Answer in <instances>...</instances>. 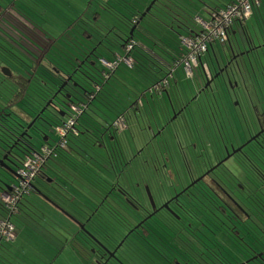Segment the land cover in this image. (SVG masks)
<instances>
[{"label": "flooded vegetation", "instance_id": "1", "mask_svg": "<svg viewBox=\"0 0 264 264\" xmlns=\"http://www.w3.org/2000/svg\"><path fill=\"white\" fill-rule=\"evenodd\" d=\"M188 1H191L193 4H198L200 6L204 4V1L206 2V0ZM260 5L261 4H259V6ZM163 8H165V11H163V13L166 14V17L171 15L174 18V20H172V22L174 23V29L181 30L183 27L180 19L182 18L183 14L179 11L171 10L170 7L163 6ZM253 11L254 10H252L251 15L247 19L251 18V16L254 14ZM98 12L99 11H97L96 13L94 11L92 13V16L90 17L95 21V23L99 22V17L97 15ZM245 20L237 23L241 28L239 33H237L238 29L234 26L235 24L232 27L228 41L225 45L228 44L229 46V44H232V46L236 49L231 51L229 49L227 50V52L229 51L230 53V57H228L226 61H224V58H216L215 60H212L211 58L209 63H207L206 65L202 63L203 60L201 61V59L203 55L205 53H209L210 48H208L201 55L198 63V68L201 65L202 71L199 77H202V83L199 84L198 81L193 82L194 90L190 91L191 94L188 95L187 93H173V85L177 82V80L175 79L174 74H170L171 64L170 62L168 63L166 61H159V66H165V70L163 68V71H161L159 75L160 78L155 81L153 80V82L151 81L150 85L148 84L147 89L144 90L143 93L145 97L148 93H150L151 96H156V104L158 101H164L163 103L159 102L161 108H158V110H160L158 115H156V113L154 112L153 107H145L143 100L139 98L138 104L136 103L138 99L134 101L137 106L127 111L125 115L126 118L123 117V111L115 113L112 114L113 119L111 122H108L106 120L107 122L105 123V126L101 124L94 128L91 126V124H89V127L86 128L85 131H81V129L78 127V115L80 114V112L77 111L76 113V110H79V107H76V103L74 102L89 98V93L91 91V88L93 87L90 78H99L98 75L96 76L95 74H93V71L90 68L86 67V65H91L94 61H102V64L106 67H113L116 65L120 66V64L123 63L122 61L124 60V56L119 54L117 50H114L113 44L111 43H117L118 45L124 47V35L120 31L122 28L119 25L115 24V26H111L112 23L107 21L106 23H102V25L99 27L96 26V28H98V31L101 33L99 36L96 32H94L99 36V41L93 40L94 33H88V27H86L84 30L79 28V31H77V33L80 32L82 34V37L84 39H88V41L85 40L83 42L84 45L78 48V58L76 57L74 61L75 67L72 68V65H69V67L73 69V73H70L68 75H63V73L58 74L60 83L57 86L58 88L59 86H64L61 87L60 90L56 89L55 94L51 96L49 101L46 103V106L38 110L35 105H29L28 102L26 104L23 103L24 105L19 102L15 105H9L11 103H9V100L7 99V102L4 101L3 103H1L0 143L2 146L0 151V158L6 155L7 158L4 159V162L12 168L16 166L17 169H14L15 173L13 174L9 173V171L2 167L0 168V174L7 176L5 172H8L9 175H12L14 177V180L16 179V182L11 184L16 185L19 178L18 172L23 166V161H20L21 156H23L24 153L27 154L29 152L31 154L33 152H37L42 147H45L47 145H53L51 146V148L54 151V159H51L52 161L50 160L52 164L50 169L42 168L40 173L37 175V178L40 177V179H42L43 181L45 180L49 182L53 174H62L63 171L61 172L60 170V157H62V152L64 150L68 151L70 156L73 155L75 157V159L72 161L73 167L70 165L71 173H73L74 175L75 173H77V171H84L85 173H87V175L90 174L92 166L96 163H99L100 161L104 171L102 176L108 177L105 176L104 168L108 167L107 162H109L112 169L110 174L112 175V179L109 176L111 180H109L110 182L107 184V189L103 187V193H108V195L111 197L113 196L114 199L121 197L127 202V206H129L133 210V218L135 220L138 218L137 223L134 225V228H136L138 231H140V225H142L143 221H145V219L147 218L151 219L152 216L154 218H162V214H164L166 216L171 215L177 220L180 217H183V219L185 220L186 217H184L183 215V213H185L183 208L185 206L184 203L186 202L185 199L189 198L190 195H193L196 197L195 200L199 202L201 198L199 196L204 195V184H202V182H204V179L206 177H211L210 180L213 183L212 186L214 185V183H224L227 191L235 190V188H233L234 185L243 188L242 185L246 184L245 182H243V180L238 182V180L235 181L230 178L229 184V182H225L220 178L221 175L219 173H222V170L227 168V161L232 162L234 154L229 153L228 158L220 163L224 157L216 158L217 153L215 154L211 151L210 153L215 157L214 160L217 165H215L214 163L210 166H207L204 170L197 171V169L191 166L190 162L188 161L189 151L185 147L188 146V149L193 154H203L204 151L202 149L206 145V143L208 145H211V143L213 144V142L209 140V136L212 135L218 137V114H221V110L218 105V98H221L222 102L224 103L226 96H231L230 98L235 101V105H237L238 111L242 114V110L244 108H247L248 105H253V108L256 107V105H254L252 97L253 92L251 89H249L245 78H248L253 90H255L254 86L259 85L257 77L259 73H262V71L260 70V67L262 65V58H259L260 51H262V49L259 48H263L264 46V32L262 31L263 27L259 26V31L254 30L255 34L252 35L244 22ZM137 22L138 20L136 21L134 28L131 29L132 32L130 33V36L139 24H137ZM163 23L165 24V27L169 26L172 29V26H170V20H168L167 22L163 21ZM171 29L168 30L176 32ZM37 31V29L35 30V28L31 26V28H24L23 34L25 37L29 36V38H31V40L35 43L38 35ZM39 31L41 33V36H44V34H42V30ZM24 36L21 37L25 38ZM21 37L19 40L14 37L7 39V45L10 47H14L15 49L19 47L23 48L25 43L23 42ZM108 44H111L112 46H108ZM39 46L41 47V45ZM99 46L103 48L102 51L98 49ZM137 46L138 45L136 42L135 46L129 49L128 52L132 50L133 52H137ZM111 53L114 56L113 61H116L115 64L112 65V62H108L110 61L107 60L108 57H104L109 56ZM118 56H121L122 60H117L116 57ZM138 57L139 59L134 57V55L129 56L127 54L126 58H128L130 64H126L129 67L135 68V64L137 63L135 62V60H140L141 55ZM146 57H148V61L146 62L151 67V70L154 73V68H156L157 66L150 59V56ZM221 60H223L224 62L222 61L221 63H219V61ZM39 61L40 60L34 62L38 63ZM78 61H80V63ZM22 62L23 61H20V66H23L24 68L27 64H22ZM29 64L31 65L32 63L30 62ZM0 66L8 68V61L1 62ZM7 68H4L2 72L6 76H10L11 70H7ZM16 69H18V67H16ZM82 70H84V72H82ZM6 71L8 74L6 73ZM70 71L72 70H69L68 72ZM103 74L104 76H107V73L103 72ZM1 76L4 75L2 74ZM239 80L242 81L243 87L241 86V84L239 85ZM257 94H260L259 90L257 91ZM200 96H204V98L202 100H199ZM241 102L243 105L240 104ZM27 104L31 106L28 107L29 109L26 108V106H28ZM88 107L96 112L95 106H91V104L89 103L86 108ZM67 108H69L70 111H67ZM199 116L203 117V122L201 125H198V121L196 122L194 120V118H197L198 120ZM69 119L72 120V123L70 124V126H68L69 128H67L65 134L61 135L58 129L62 126H65L66 122ZM126 119L128 120L129 124L127 123ZM176 119L178 120V125H173V129L171 130L170 128L168 130V134L165 132L164 135H162L164 128H167V126L172 124V122H174V120ZM22 120H25L26 122H23ZM33 120L34 122L32 123ZM159 122L162 126L159 124ZM244 123L245 127H247L245 131H249L247 134H249L250 137L256 135L254 139L258 140L260 138V135H262V133L264 132V119L259 118L257 124L258 126L252 125L249 127L247 122ZM30 124L31 126L28 128ZM159 127H162L161 131L159 132V136H162H160L159 138L165 139L168 137L167 135H170V137L168 138H170V141L175 145L176 156H173V154H171L169 148L166 145L165 154L161 159L158 155H155V158H148L143 153V151H145V145L142 144L146 143L147 140L156 138V129ZM192 127H194L193 130ZM203 129L205 131H209L210 134H200L199 131ZM126 130L128 131L125 132ZM188 130L192 131L191 136L193 138L187 141L186 134ZM51 131H54V133L58 134L60 137L59 140H57V142H55L54 144H51L49 142V133ZM251 131L253 133H251ZM258 131H260V133H257ZM135 132H137L136 135ZM69 133L71 134V136H69ZM126 133L128 134L129 139L130 137L132 138V140L134 139L133 148H135V152L137 151V155H143L144 157L141 162L139 161L136 164V168L131 166L132 170H126L125 173L124 170H122L120 167L124 163V140L127 142L129 141L128 137L126 140ZM197 133L199 137H197ZM138 134H142V137L139 138ZM38 137H40L44 142L40 147L36 148L34 143L35 141H37ZM182 138H184L186 143H188L186 146L184 145V143H182ZM216 140L219 141V138H217ZM75 141L78 142L80 147H76L77 145ZM135 141H138L140 145H138V143H136ZM259 142L257 143L262 147V141ZM61 144H64V146H61ZM98 149H100L101 151H105L106 155L100 154L98 152ZM78 150L80 152L83 150V152L80 153L78 152ZM20 153L22 155H20ZM226 155L227 153L225 154V156ZM96 156H98L99 159ZM243 156H245L242 157L243 159L248 158L245 154ZM175 159L182 163V166L184 168L181 175L173 167ZM248 159L250 160V158ZM131 162H133V160H131ZM129 163L130 161L127 160L125 165H129ZM96 166L98 165L96 164ZM233 166L236 167V164L234 163ZM211 168H213V170L212 172H209ZM129 172L133 180L131 190L126 188L125 185H123L121 182L122 180L126 183L127 179L128 181L130 180V178H128ZM229 175L230 174H228L226 178ZM37 178H35V180H37ZM0 179L7 183V179H4V177H0ZM46 186L47 184H44V187L40 188V191L38 193L39 196L43 200L45 199V202H51V205L53 203L56 208L60 209L62 213L66 215L69 221L78 222L77 225L80 226V228L83 229L87 235H91V232L89 231V228L86 224L87 221H90L89 217L85 222H83V219L80 218L79 220L75 219L76 215L73 211L75 210V208H73L71 204L69 205L65 201L63 204L60 203V200L56 201L55 199H51V195L49 194L48 190L46 191ZM48 188H51V190H55L56 197L59 199L60 193L64 194L63 198H67L70 197V194L74 195L73 193L82 191L83 187L75 186L74 184L70 183V185L51 184L48 185ZM10 190L11 189L5 191L2 183L0 184V198L3 200L5 211L6 207L3 195L10 192ZM52 192L54 193V191ZM211 197L215 199L213 195ZM104 198L107 199L108 196L107 198L106 196ZM112 204H114V202ZM95 209H97V207L92 208L91 214H98L95 212ZM141 214L142 217L139 218V215ZM96 218L99 219L98 215H96ZM201 218L202 217L197 216V219H199L200 221ZM107 222L115 226H112L111 230L117 231L118 225L123 223L124 219L109 218L107 219ZM194 232L192 233L195 238H197L199 235H201L200 233L202 232V227L196 228V231ZM86 234H84L83 240H86L85 243L89 248L92 249V252H97L98 257L95 258V261L101 260L103 263L106 260H108L109 262H118V258L120 256V249H116L119 245L118 243V245L116 244V247L114 246V248H111L107 243L109 240L108 236H105V240L98 239L96 241L93 239H88L86 237ZM243 251L244 253H248L250 257H254L256 254H258V251L250 246H246ZM111 253H113V255H111Z\"/></svg>", "mask_w": 264, "mask_h": 264}, {"label": "trees", "instance_id": "2", "mask_svg": "<svg viewBox=\"0 0 264 264\" xmlns=\"http://www.w3.org/2000/svg\"><path fill=\"white\" fill-rule=\"evenodd\" d=\"M52 0H0V63L3 61H8V69L11 70V75L6 76L2 72V66H0V105L7 99L8 102L11 103L9 105H15L16 103H24L26 104L28 102L29 105H35L38 110L42 109L44 106H46V103L49 101L51 96L55 94L56 89H58V84L60 83V79L58 74L63 73V75H68L70 73H73V67H75V59L78 58V48L77 49H63L58 50L55 44L57 43V39L50 36V33L43 32L44 36H46V40L49 41L48 45L44 44H38L36 40V44L31 42V45L25 44L23 48H17L14 47L15 52H11L12 55H7L5 48L7 45V39L9 38H16L20 39L21 36H24L23 29L24 28H33L36 29V26L38 25L39 20H43L42 12L39 11L38 5L43 6V3L45 4L46 9H51V11L60 13L64 17H69L68 15L63 12L61 9V6L58 8H55L52 6L51 3ZM61 3H64L65 6H67L68 13L73 11L81 12L79 15L75 18L80 19L79 16L84 14V9H90L89 7H93V5L98 6L102 10H106V6H103L100 4L97 0H76V4H70L67 3L68 0H60ZM85 1V2H84ZM149 2L151 0H148ZM141 0H131L130 2H126L125 5V11L127 16L125 17L126 21L120 20L119 22L122 23L119 26L122 28L120 31L124 35V48L126 49L129 44H134L137 42V52L141 54V56H150V59L153 61V63L156 64L157 67L161 68L163 70L164 67H161L158 64V59L155 58L154 55L161 58V60H167L166 62H176L178 61L181 56L184 55L185 49L184 45H180L179 40L175 38V36H172L171 34L178 35L180 37H189L192 35L197 34L200 30H194L191 25L187 22L189 20L196 21L199 24V20H208L212 12H214L217 8H220L221 6H224L228 3H230L232 0H225L223 5L216 4H205L207 7L206 11L209 14V17L201 18L200 13L194 9L193 15L198 14L193 19V15L189 14L187 18L182 16L180 19L182 23V31L175 30L174 29V23L172 20L174 18L170 15L168 17H164L163 15H166L161 9H158L160 13L158 15H155L152 12V8H157L158 4L163 2L161 0H156V2L153 4L151 9L145 13V16L142 17L143 8H145L149 2ZM216 1V0H211ZM148 2V3H147ZM205 2V1H204ZM86 3V4H85ZM138 3L140 6H138ZM145 5V6H144ZM144 6V7H143ZM133 7V8H132ZM138 7V8H137ZM170 7V6H168ZM171 10H175L173 7H170ZM202 9V8H201ZM107 10H109L107 8ZM67 13V11H65ZM99 13V12H98ZM17 16V18H16ZM83 16V15H82ZM162 16L166 20H170V26H172V29L169 26H166V28L174 30L176 32L171 31V34H163L164 31L162 29L165 28V26L162 28L163 19ZM16 18V19H14ZM113 21H117L118 19L112 15ZM38 19V22H37ZM133 19L138 20L137 23L140 24V20L146 19L148 22H151L153 24H157V37L151 36V27L146 26V30H144V27L141 25H137L136 29L133 31V35L130 36V27L129 22H131L133 25L136 24L135 22H132ZM95 23L93 19H91V23ZM109 22V21H107ZM161 24H159V23ZM165 22V21H164ZM159 24V25H158ZM89 25V24H88ZM200 25V24H199ZM70 26V25H69ZM67 26V27H69ZM111 26H115L112 24ZM201 26V25H200ZM165 28V29H166ZM164 29V30H165ZM166 29V30H168ZM139 31L142 35H148L150 37V41L148 40L147 43H140L139 40H137L134 36L135 32ZM170 31V30H168ZM182 32H185L186 35H181ZM94 33V32H93ZM22 34V35H21ZM25 37V36H24ZM59 37V36H58ZM98 35H96L95 38H93L96 41L98 40ZM147 37V36H146ZM147 37V39H149ZM22 38V37H21ZM29 38V36L25 37ZM60 38V37H59ZM24 39V38H23ZM31 40V38H29ZM131 41V42H130ZM130 42V43H128ZM148 44H150L148 46ZM41 45V47L39 46ZM55 45L54 50L52 47ZM35 46V47H33ZM40 47V48H39ZM39 48V49H38ZM8 49V48H7ZM100 49V46L98 47ZM9 50V49H8ZM136 50V48H135ZM128 51V50H127ZM153 54H151V53ZM166 53L169 55L168 59L162 58L160 53ZM111 57L113 54H110ZM109 55V56H110ZM127 55V54H126ZM109 56H104L105 58ZM114 56L112 60L108 62L114 63L113 61ZM40 60L38 63H35L34 61ZM20 61H23L22 64H27L23 68V66H20ZM29 61V62H28ZM140 61V60H139ZM32 63L31 65L29 63ZM80 63V61H78ZM137 62V61H135ZM35 63V64H34ZM138 63V62H137ZM69 65H72V68L69 67ZM99 66V67H98ZM127 68V65H124ZM18 67V69H16ZM44 67L45 70L48 73H51V78L44 79V70H41V68ZM78 67V66H77ZM86 67L90 68L93 71V74L96 76L98 75L99 78H93L91 77V83L93 87L90 91L89 98L81 99L79 102L76 103L75 106L79 107L80 114L78 115V127L81 129V131H85L86 128H88L89 124H91L92 127H96L99 125L105 126V123L107 122L104 120L103 115H111V111H114L115 113H119L123 111V117L126 118L127 111L131 110L132 108H135L138 104L139 99L137 100L135 98L136 103L132 101H125L122 99V95L119 94V89L117 87L121 86V84L126 83L127 86L131 87L129 89V96L131 95H141L144 88L142 87V90L138 92L136 90V87L133 82H131L132 78L128 74L129 72L133 71L131 70L133 67H129L126 69L128 71H125L124 73H117V69L120 66H113V67H106L102 64V61H94L91 65H86ZM21 68V69H20ZM136 70H139L141 73H138V77L143 72H146L144 69H140V67H136ZM69 70H72L68 72ZM99 70V71H97ZM165 70V68H164ZM22 71V72H20ZM102 71V72H101ZM84 72V70H82ZM104 73H107V76H104ZM4 76H1V75ZM120 74V75H119ZM144 77L147 75L143 74ZM155 75V76H154ZM153 74H150L149 80L153 82V80L159 79L160 72L156 70ZM142 77V75H141ZM125 78V80H124ZM146 78V77H145ZM148 79V78H147ZM127 80V81H126ZM145 81V79H143ZM79 81V80H78ZM146 83V82H145ZM8 86V87H7ZM36 92V93H35ZM42 92V93H41ZM128 96V95H127ZM144 96V95H143ZM126 98V96H125ZM141 98V97H139ZM12 99V100H10ZM25 99V100H24ZM7 102V101H6ZM89 103L92 106L96 107V112L92 110L91 108H86V106L89 105ZM134 103V104H133ZM27 104V105H28ZM136 104V105H135ZM28 105V106H29ZM31 107V106H29ZM70 108V107H69ZM67 108V111H70V109ZM104 109L107 110V112L102 113ZM98 111V112H97ZM113 112V113H114ZM112 113V114H113ZM81 115V117H80ZM106 119V118H105ZM127 120V119H126ZM127 123L129 124L128 120ZM126 130L125 132H127ZM128 135V134H127ZM53 146V145H51ZM61 147V146H60ZM264 147V144L262 145V148ZM258 148V147H257ZM259 150V149H258ZM37 152H41V149ZM258 152V151H257ZM256 152V153H257ZM34 153V152H33ZM255 153V152H254ZM54 154L50 155H44L43 160L39 165L38 172L35 175V178H37V175L40 173L42 168H51V159H54ZM32 153L29 152L27 154H23L21 156L20 161L22 160L23 163L28 157H32ZM61 159V172L62 174H53L51 177V180L49 182L47 181H39V186L35 187V183L33 180L30 182V186L26 188L27 192L23 193L21 195V198L19 197L17 201L14 204V209L11 211L10 209L6 208V211L4 210L3 200L0 198V220L6 219L4 217V214H7V219L14 225V234L15 237L13 239H6V238H0V264H14L11 263L15 262L17 260L12 252L13 250H18V252L23 253V255H27L30 253H33L36 255L37 258H34L31 260V263L28 262V260H25V264H40L38 261H41L44 264H51L56 262V259L49 258L47 256L46 252H43L41 249H43V243L41 242L40 237L38 238L37 235H41V232L47 236L46 240L51 242L52 249L58 250L56 255L61 256L62 259H73L75 257L76 263L74 264H134L132 263L127 257L126 252H133L134 256L130 254V256L136 257V248H141L142 252H138V256L141 257V261L143 264H211L209 262V259H212L209 253L215 256V252L211 249L209 246L208 241L211 243L209 233L215 234V231L212 230L213 227L209 225L208 218L211 217L214 221L218 222L219 225L224 227L228 232H230L231 235L236 236L239 240H241V243H243L246 236H255L251 239V242H245L247 243L246 246H250L252 248H255L258 253L261 252L262 256L257 257L254 259V261L262 262L261 264H264V174L261 172L262 167L258 166L252 159V164H250V161L248 158H245L248 165H244V167L247 169L246 172L250 173V170L248 169H254L259 176H263L262 184L259 185L260 182L255 181L257 178L253 175L246 174L244 177L249 178V181L256 184V187L250 188L249 184H243L242 187H238L236 185L233 186L235 190L227 191L226 186L224 183H214V187L212 186V181L209 177H206L204 179V195L199 196L201 197L199 200V205L196 203L195 200L196 197L193 195H190L189 198H186L185 201L189 200V202H185L184 212L183 213L187 218V220H184L183 217H180L178 220L175 219V217L171 216L173 222L170 225L165 223V218H152L157 220L158 223L161 226V228H153L152 226H146L149 225V223H146L149 218L145 219L143 221L142 225H140V231H138L136 228H134V225L137 223L138 218L135 220L133 210L129 206H127V202L120 198H113V196H109L108 193H103V187H105V180L102 176L103 172L101 171V168L97 166V168H92L91 173L88 174V177L75 176L73 173H71L70 165H72V161L75 159L73 155H69L68 151L62 152ZM51 160V161H50ZM124 164L127 162V160L123 161ZM239 165V163L237 162ZM126 166V165H125ZM241 166V165H240ZM128 170H132V167H128ZM243 169V166L240 167ZM213 170V169H212ZM211 170V172H212ZM210 172V171H209ZM222 173H225L224 170H222ZM40 179V177H38ZM143 178V177H142ZM140 178V179H142ZM221 178V177H220ZM230 178L233 180L241 181L244 178L241 175L238 174H230L226 180L227 182L230 181ZM243 178V179H242ZM222 179V178H221ZM259 181V180H258ZM18 182V181H17ZM51 182V183H50ZM128 181H126L127 183ZM221 182V181H220ZM1 183V180H0ZM70 183L74 184L75 186H82L86 188V191H90L88 193L89 199L95 204L92 207H97L95 209L96 215H98L99 219L96 218V215H89L87 217L81 215V213L77 214V217L75 219H83L82 221L85 222L86 219L89 217L90 221H87V227L89 228V231L91 232V235H87L86 232L78 226V222H63L58 219H56L57 216L63 215L62 211L54 206V204L51 202H45V205L51 209V214H43L37 207L35 208L34 203L32 202V198H29V196L32 194V190H35L36 194L39 196V191L41 187H44V184H47L46 191L48 190L49 194L51 195V199H56V193L52 192L51 188H48V185L51 184H64V185H70ZM246 183V182H245ZM230 184V182H229ZM11 185V193L13 192V184ZM8 191V190H5ZM209 195V197H207ZM214 196V198L210 196ZM63 197V195L61 194ZM108 196L107 199L104 197ZM28 197V198H27ZM62 197L59 196V199ZM96 197L98 200L96 201ZM142 197V195H141ZM203 198V200H202ZM28 199L30 201H28ZM206 200H211L212 203L209 204V202H204ZM25 201L27 203H25ZM24 202V203H23ZM114 202V204H112ZM60 203L64 204V200H60ZM116 203V204H115ZM29 206H26L28 205ZM92 204V203H91ZM101 204V205H100ZM196 204V206L194 205ZM22 205L24 207H22ZM100 205V206H99ZM99 206V207H98ZM107 206V207H105ZM113 206V207H112ZM123 207V208H122ZM125 211H130L131 216L126 215ZM10 211V212H9ZM202 215L201 221L197 219L198 214ZM81 216H80V215ZM168 215V214H167ZM190 216V217H188ZM19 218V219H18ZM124 219V222L118 225V230L111 233L106 232V225L101 221L103 219ZM101 219V220H100ZM44 221H50L52 224H48L45 230L42 223L40 222ZM75 221V220H74ZM90 223V224H89ZM107 223V222H106ZM178 224L182 225V228H179ZM90 225V227H89ZM71 226H73L71 228ZM114 226V225H112ZM202 232L200 233L202 239L206 240L203 241L199 236L197 237L194 244V241H192L190 236H194L192 231H196V228H201ZM92 227V228H91ZM115 227V226H114ZM189 227V228H188ZM104 230H103V229ZM188 231V234H185L183 230ZM190 229V230H189ZM154 231L156 233H159L161 231H165L167 233V237L165 240H162L163 238L159 236L157 238L154 235ZM97 234L102 233L105 236L109 237L108 244L111 248L116 247V244L118 245L116 249H120V253L122 252L123 257L119 256L118 262L115 261H108L106 260L104 263L101 260L95 261V258H97V252H92V249L88 247V245L85 243L84 234H86L88 239L93 240H103L101 237L97 236ZM104 232L110 234H105ZM169 232V233H168ZM140 233V236L137 237L136 235ZM136 236V238H134ZM195 237V236H194ZM113 239V240H112ZM158 239V240H156ZM198 239L202 241L198 243ZM22 242H21V241ZM132 241V242H131ZM158 241V242H157ZM157 242L158 247L155 245ZM244 243V244H245ZM126 246V250H124V247ZM21 251H19V249ZM51 248V247H50ZM64 250L62 251V249ZM28 249V250H24ZM62 252V253H61ZM69 253V254H68ZM113 255V254H112ZM257 255V254H256ZM99 259V258H98ZM48 260V261H47ZM64 260L61 262L64 264ZM51 261V262H50ZM54 261V262H53ZM223 262V261H222ZM225 264V262H223ZM18 264V263H17ZM66 264V263H65ZM139 264V263H137Z\"/></svg>", "mask_w": 264, "mask_h": 264}, {"label": "rangeland", "instance_id": "3", "mask_svg": "<svg viewBox=\"0 0 264 264\" xmlns=\"http://www.w3.org/2000/svg\"><path fill=\"white\" fill-rule=\"evenodd\" d=\"M97 1L100 4H102L103 6H106L109 10H107V8H106V10H102L98 6L93 5V7H89L90 9H84L83 10L84 14H82L83 16L82 15L79 16L80 19L77 18L76 20H75V18L81 12L74 13L73 11H71V12L68 13V10L66 8L67 6H65L64 3H61L60 0H52L51 1L52 6L55 8V11H56V8L61 6V9L66 14V16L67 15L69 16L67 18L64 17L61 14V12L60 13H56V12L51 11L52 7H51V9H46L44 3H43V6L38 5V9H39V11L42 12V17H43V20H39V22H38V19H37L38 25L36 26V29L38 30L37 31L38 32V35H37L38 44H44V45H48L49 44V41L46 40L47 39L46 36H43V35L41 36V33H40L39 30H42L44 32V34H45V32L50 33V36H52L53 38L58 40L57 43L55 44L57 47H55V45H54L52 47L53 50H54V47L57 48L58 50L77 49L80 46L84 45L83 42L85 40L88 41V39H84L82 37V34L80 32L77 33V31H79V28L84 30L86 27H88L89 28L88 33L92 34L93 32H96L100 36L101 33L98 31V28H96V26L99 27V26L102 25V23H106V21H109L110 23H112L114 25L115 24H117V25L120 24L121 25L122 23L119 22L120 20H122V21L125 20L126 21L125 17H122V16H127L128 15V14H126V11H125V5H126V2H130L131 0H97ZM137 1L141 2V0H137ZM144 1H148V0H144ZM224 1L225 0H216V1L206 0V2H208V4H212V5L214 3L223 5ZM76 2H77L76 0H68L67 1V3L75 4L77 6ZM81 2H83V1L81 0ZM133 2H134V0H133ZM136 4H138V3H136ZM138 6H140V5L138 4ZM163 6L164 7L165 6L166 7H168V6L173 7L176 11L181 12L185 18H187L189 14L191 15V12L194 11L195 8H196L195 10L198 11V13H200L201 18L209 17V14L206 11V9L201 10L200 5L193 4L191 1H188V0H163L162 4L159 3L157 8H155L156 6L152 8V12L155 15H158L160 13V11L158 9H161L162 12L165 11V8H163ZM257 6L258 5L254 4L253 5V9H255ZM208 7H209V5H208ZM146 8H147V6L145 8H143L144 9L143 12L145 11ZM65 11H67V13ZM94 11L96 13H97V11H99V13L97 14L98 17H99V22L98 23H94V22L91 23V18L90 17L92 16V13ZM253 12L255 13V11H253ZM162 14H164V13H162ZM112 15H114L116 18H118L120 20H117L118 22L117 21H113ZM192 15H193V13H192ZM197 15L198 14H195V15L192 16L194 20H195ZM261 15H262L261 12H257L256 16L254 15L251 18L245 20V24L247 25V27H248L249 31L252 33V35L255 34L254 30H258L259 29V26H260L259 22H260V19H261ZM163 16L166 18L165 15H163ZM163 16H162V19L165 22H167L168 20H166ZM16 18H17V16H16ZM16 18H14V19H16ZM135 20L136 19H133L132 22H135ZM187 22L189 23V25H191V27L194 28V30H200L201 29V26L196 21H192V20L188 21V19H187ZM139 25L144 27V30H146V28H145L146 26L151 27V31H152L151 36L153 35V37H157V38L159 37L157 35V31H158L157 30V28H158L157 24H153L152 22L150 24V22H148L146 19H144V20L142 19V20H140V24ZM164 25L165 24L163 23L162 24V28L164 27ZM67 26H69V27H67ZM128 26L130 27V31L129 32H131V29H133L134 25L131 22H129ZM234 26L238 29L237 33H239L240 29H241L239 24L235 23ZM166 29L165 30L162 29V31H164L163 34H165V35L166 34H171V31H168ZM182 30H184V29H181L180 31H182ZM43 32H42V34H43ZM97 34L94 33L93 34V38H95ZM171 35L175 36V38H177L179 40V43H181L180 45L182 46V37H180L178 35H175V34H171ZM181 35L185 36L186 33L182 32ZM134 36H135V38L137 40L140 41V43H147L148 40H149V42H151L150 41V37L147 34L146 35H142V34L139 33V31H136ZM146 36L149 37V39H147ZM22 40H23V42L26 45L27 44L31 45L32 40H29V38H24V39L22 38ZM130 42H128V43H130ZM32 43H34V42H32ZM34 44H36V43H34ZM111 44H113L114 50H117L119 52V54L123 55L124 57H126V54H128L129 56L136 54V52L135 51L133 52V50L128 52L127 48L125 49L124 47H122L121 45H118L117 43H111ZM111 44H108V46H112ZM149 45L150 44H148V46ZM33 47H35V46H33ZM211 47H213V49H211ZM107 48H109V47H107ZM209 48H210L209 49V53H205L203 55L202 59H201V61L203 60L202 63H204L205 65L207 63H209V60L211 58H212V60H215L216 58H219V59H223L224 58V61H226V59H228V57H230L229 56V54H230L229 51L228 52H227V50L225 51L224 44L221 43L218 40H216L212 44V46H210ZM3 49L6 50L7 55H12L11 52H15V49L14 48L10 49L9 46H6ZM100 50L102 51L103 48L100 47ZM183 50L186 51L184 48H183ZM160 54H161L162 58L164 57L165 59H168V57H169V55L164 53V52H162ZM263 55H264V50L260 51V55H259V58L260 57L262 58V61H261L262 65L260 67V70L262 71V73L261 74L259 73L258 77H257L259 85L254 86V89L257 90V91L259 90L260 94H257V91L252 89L250 81L248 80L247 77L245 78L249 89H251L252 92H253L252 93V97H253L254 105H256V107L253 108V105H248L247 108H244L242 110L243 111V114H242V113H240L238 111V107H237V105H235V101H233L232 98H230L231 96L227 95L226 99L224 100V103L222 102L221 98H218V105H219L220 110H221V114H218V124H219V133L218 134L219 135H218V137L217 136H212V135L209 136V140L212 141L213 144L211 143V145H208L206 143V145L202 149L204 151L203 154H201V153L193 154L188 149V146H186L188 143H186L184 138H182L183 139L182 143H184V145L186 146L185 148H187V150L189 151V153H188L189 154L188 161L190 162L191 166H193V167H195L197 169V171L204 170L207 166H210L211 164L215 163V160H214L215 157L211 155V153H210L211 151H212V153L213 152L215 154L217 153L216 158H218V157H222L223 158L224 157L223 159L221 158L222 160H224L228 156L229 153L230 154H234L232 162H230V161L226 162V164H227L226 167L228 169L227 168L224 169L225 173H219V174L221 175L222 180H224L225 182L228 181V180H226V176L228 174H232L233 173V174L241 175L244 178V179L242 178L243 182H246V184H249L250 188L256 187V184L254 182L252 183L251 180L249 181V178L244 177V175H246V174H248V176L249 175H253L254 177L257 178L255 181L260 182L259 185L262 184V181H260V180H262L263 176L257 175V173H256V171L254 169H248V170H250V173H248V171L246 172L247 169L244 167V165H248V163H247V161L245 159L242 158V157H245L243 155L245 154L248 158L252 159V161H254L258 166H261L262 167V171L261 172L264 174V163H263L264 162V147L262 148L257 143L259 141H262V144H264V132L262 133V135H260V138L258 140H255L254 137L256 135L250 137L249 134H247L249 131H245L247 127H245V123H244V122H247L249 127L252 126V125L258 126L257 124H258L259 118H263L264 119V57H263ZM154 56H155L156 59H159V60L161 59L159 57V55L158 56L154 55ZM112 58H113V56L111 57V55L108 57V59H110V60H112ZM116 59L117 60H122V57L118 56V57H116ZM134 60H135V58H134ZM146 61H148V57H146V55L145 56L142 55L140 61L137 59L138 63H136L135 65H136L137 68L140 67V69L146 70L147 75L145 74L146 75L145 77H148L149 74H154V73H153V71L151 70V67L147 64ZM222 61L223 60L219 61V63H221ZM122 62L123 63L120 64V67L117 69V73H121V75L119 74L120 76H122V73H124L125 71H128V70H126L127 68L124 65L130 64L129 60L127 61V64L124 61H122ZM164 68H165V66H164ZM41 70H44V79L45 78H47V79L51 78V75H50L51 73H48L45 70L44 67H42ZM131 70H136V69L132 68ZM201 71H202L201 65H200L199 68H195L194 69L192 76L186 75L185 71L181 67H177L176 69H173V73L175 75V78L177 77L178 83L181 86H183L185 84L184 88L191 87V85H189V84H192L195 81H198V83L201 84L202 83V77H199ZM130 73H131V78H132L131 82L134 83V85L136 87V90L138 92H140L142 90V86L143 85H146L144 87V90H146L147 87H148V84L150 85V80L145 78L147 80V83H145L142 78H140L137 75H135L136 72L131 71ZM124 80H125V78H124ZM240 84L243 87L241 80H239V85ZM117 89H119V94L118 95L119 96L120 95L124 96V97H122L123 100H125V101H132L133 100L134 101L135 98L137 99V98L141 97V99L144 102L145 107L151 106V107H153V110L156 113V115L159 114L160 110H158V108H161V105H159V102L163 103L164 102L163 100L158 101L157 104H156L155 103L156 96H151L150 93H148L146 97L143 96V94L138 95V96H136V94L135 95L133 94L130 97L129 96L130 95L129 94V89H131V87L127 86L126 83L121 84V86L117 87ZM237 93H238V91H237ZM189 94H191V92H188V95ZM125 96H126V98H125ZM146 98H147V101H146ZM199 98H200L199 100H202L204 98V96H200ZM76 102H79V101H76ZM22 104H23V102H22ZM240 104H242V102ZM240 104H239V107H240ZM28 107L29 106H26L27 109H29ZM216 108H217V106H216ZM105 112H107L106 109H104V111L102 113L105 114ZM113 112L114 111L110 112L111 115H108V114L103 115L104 120H107L108 122H111L112 119H113V115H112ZM113 114H115V112ZM22 121L24 122L25 120H22ZM197 121H198V125H201L202 122H203V117L199 116ZM159 124H160V122H159ZM173 125H175V126L178 125V120L177 119L174 120V122H172V124L168 125L167 128H164L162 135H164L165 132L168 134V130L170 128L172 130L173 129ZM161 129H162V127H159V128L156 129V138H152L150 140H147L146 143L142 144V145H145V151H143V153L148 158H155V155H158L159 158L161 159L162 156L165 154V145L169 148L171 154H173V156H176L175 145L170 141V138H168V137H170V135H167L168 137L165 138V139L159 138L160 136H162V135L159 136V132L161 131ZM187 129H189V128H187ZM193 129H194V127H192V130ZM252 131H255V130H252ZM252 131H251V133H253ZM199 132L202 135H206V134L209 135L210 134L209 131H205L204 129L200 130ZM136 133L137 132H135V135H136ZM257 133H260V131H258ZM191 134H192V131L188 130L187 134H186L187 135V138H186L187 141L193 138L191 136ZM214 134H215V131H214ZM125 135H126V140H127V137L129 139V136L127 135V133ZM69 136H71L70 133H69ZM138 137L141 138L142 134H138ZM197 137H199L198 133H197ZM59 138H60L59 135L54 133V131H51L49 133V142L51 144H54L55 142H57V140H59ZM217 138H219V141L216 140ZM133 140H132L131 137H130L128 142L124 140V144H125L124 147L125 148L123 147V153H124L123 158H124L125 161L126 160L130 161L129 165L125 166V164L123 163V165H121V167H120L122 170H124L125 173H126V170L129 169L128 167L133 166L134 168H136V164L139 161L141 162L143 160V157H144L143 155L138 156L137 155V151L135 152V148H133V146H134L133 145V142H134ZM43 142L44 141H42L41 138L38 137L37 141H35V143L34 142L33 143L35 144L36 148H38V147H40L43 144ZM135 142L138 143V145H140L138 141H135ZM75 143L77 145L76 147H80L77 141H75ZM1 146L2 145L0 143V151H1ZM78 152H80V151L78 150ZM82 152H83V150L80 153H82ZM98 152L100 154L106 155V152L105 151H101L100 149H98ZM226 153H227V155L225 156ZM20 155H22V154L20 153ZM96 157L99 159L98 156H96ZM131 160H133V162H131ZM252 161H250V164H252ZM237 162L239 163V165L237 164ZM107 163L106 164H107L108 167L104 168V170H105V176H108V177H104L103 178L105 180V185L104 186H105L106 189L108 187L107 184L110 182L109 180L112 179V175H110L111 174V170H112L111 169V164L109 162H107ZM232 163L233 164L235 163L236 167H234ZM96 164L98 165V167L101 168V171L104 172L100 161H99V163H96ZM96 164H94L92 166V168L93 167L97 168ZM168 164H169V162H168ZM215 165H217V163H215ZM240 165L243 166V169L238 168V167H241ZM173 167H174V169H176V171H178L180 173V175L182 173V170H184V168L182 166V163L177 161V159H175V161L173 163ZM14 169H17V167L14 166L13 170ZM5 173L7 174V176H4L3 174H0V177H4V179H7V183L8 184L16 182V179L14 180V177L12 175H9L8 172H5ZM109 176L111 177V179H110ZM125 177H126V174H125ZM128 178H130L129 181H128L127 178H125L128 181L127 183L123 182L122 180H121V182H122L123 185H125L126 188L131 190V185L133 183V180H132L130 172H129ZM33 181L35 183V187L39 186V183H38L37 180L33 179ZM207 197H209V195H207ZM30 198H32V202L34 203L36 209L38 207V209L43 214H45V215L51 214L52 215L53 211L51 209H49L45 205V203L43 202L44 200L40 196H38L36 194L35 190H32V194L30 195ZM202 200H203V198H202ZM28 201H30V200L28 199ZM186 202H189V200L188 201L186 200ZM195 202L198 203L199 205H201L199 202H197V201H195ZM204 202H206V203L209 202V204L212 203L211 200L208 201L206 199H205ZM25 203H27V202L25 201ZM194 205L196 206V204H194ZM26 206H29V204L26 205ZM91 206H93V204H91ZM22 207H24V206L22 205ZM123 212H126L125 214L128 215V216H131V213H132V212H130L128 210L127 211L123 210ZM4 215H5L4 217H6V219H7V214H4ZM198 216L202 217V215L200 213L198 214ZM140 217H142V214L139 215V218ZM162 217L165 218V223L166 224L168 223L170 225L171 223H174L170 216H166V215L162 214ZM188 217H190V216H188ZM185 220H187V218ZM101 221L106 225V232H109V233H110V231L114 232V230H111L112 224L107 222L106 219H103ZM208 221L210 222L209 225H211L213 227L212 230L215 231V234H210L209 233V237H210L211 243L209 241L207 243L206 240L202 239V237L200 235H199V237L203 241H205L207 244H209L211 249L215 252L214 253L215 256L212 255L211 253H209V255L212 258V259H209V262L211 264H224L223 262H225V264H241V263H244V264H261L262 263V262L254 261L253 256L250 257L248 253H244V251H243L244 248L246 247V244H247L245 242H251V239L253 237H255V236H253V235H251L249 237L246 236L244 241H243V243H241V240H239L236 236L231 235L230 232H228V230H226L224 227L219 225L211 217L208 218ZM40 222L42 223V225L45 228V230H46V228H48L47 227L48 224H50V225L52 224V222H50V221L44 222V221L40 220ZM154 222L157 223V220L154 219V218H151V219H149L146 222V223H149V225H146V226H152L153 228H156V229L157 228H161L159 223H158V226H157V224H155ZM178 226H179V228H182L181 224H178ZM72 227L73 226H71V228ZM89 227H90V225H89ZM106 232H104V233L108 234ZM183 232L185 234L189 235L188 231H186L185 229L183 230ZM95 233H96L97 236H99V237H101L102 239L105 240V237H104V235L102 233H100V234H97V232H95ZM194 234H195V232H194ZM108 235H110V234H108ZM154 235L157 238H159V236L162 237L163 238L162 240H165L166 237H167L166 236L167 233L165 231H161L159 233H156L154 231ZM37 236H38V238L40 237L41 242L44 244L43 245L44 248L41 249V250L43 252H46V254H47V256H49V258L52 259V257H53V259H56V262L53 261L54 263H51V264H63L61 261L64 260V259L60 258L61 256L57 257L56 254L59 253V252H57L58 250L52 249L53 248L52 247L53 243L51 244L50 241L48 242L46 240L47 236L45 234H43L42 232H41V235L39 234ZM136 236L139 237L140 233L137 234ZM136 236L134 238H136ZM190 237H191L192 241H194V244H196L195 243V242H197L196 238L194 236H190ZM156 240H158V239H156ZM157 242L155 243V245L158 247ZM199 242L202 243V241L198 239V243ZM199 245H200V243H199ZM18 249H19V251H21L20 248H18ZM24 250H28V249H24ZM124 250H126V246L124 247ZM136 251L141 253L142 249L139 247V248H136ZM12 252L14 253L15 257H17L16 258L17 260H15V262L11 261V263H14V264H17V263L18 264H25V260H28V262L31 263L32 259L37 258L36 255H34L33 253H30L27 256V255H23V253H21V252H18V250H13ZM125 252H126V254H125L126 257L132 263H134V264H137V263L143 264L141 259H140L141 257L138 256V252L135 253L136 257H133V258L130 256V254L134 256L133 252H129V251H125ZM121 255H122V252L120 253V256ZM121 257H123V256H121ZM39 262H40V264H44L41 261H38V263ZM65 263L66 264H74V263H76V259H75V257L73 259H65L64 260V264ZM48 264H49V262H48Z\"/></svg>", "mask_w": 264, "mask_h": 264}, {"label": "built area", "instance_id": "4", "mask_svg": "<svg viewBox=\"0 0 264 264\" xmlns=\"http://www.w3.org/2000/svg\"><path fill=\"white\" fill-rule=\"evenodd\" d=\"M259 2L260 0H232L230 3L212 12L210 15L211 18L208 20L200 19L199 24L201 25V31L195 35L182 38V44L186 51L178 61L172 63L170 74H173V69L181 67L186 75L192 76L194 69L198 68L201 55L212 46L216 40L221 43H226L233 25L247 19L252 13L253 5H259ZM133 46L134 44H129L127 49L129 50ZM124 58L123 61L127 63L128 58ZM115 62L111 63V65L115 64ZM71 123L72 120L69 119L65 126L58 129L59 133L61 135L65 134ZM61 146H64V144H61ZM50 154H54V151L51 146L47 145L41 148L40 153L34 152L32 153V157H28L25 160L22 168L18 172V182L13 186V192L11 193L10 191L3 195L6 208L11 211L14 209L15 202L19 197L21 198L23 193L27 192L26 188L30 186L31 180H33L37 174L43 156ZM14 237V225L9 219L0 220V238L13 239Z\"/></svg>", "mask_w": 264, "mask_h": 264}, {"label": "crops", "instance_id": "5", "mask_svg": "<svg viewBox=\"0 0 264 264\" xmlns=\"http://www.w3.org/2000/svg\"><path fill=\"white\" fill-rule=\"evenodd\" d=\"M228 1V0H227ZM208 2H204V4L202 5V6H200L202 9L201 10H203V9H207V6L205 5V4H207ZM259 4H261L260 6L258 5L255 9H253L254 11H255V13L252 15V16H256V13L257 12H261L262 13V15H261V19H260V26L261 27H263V29H262V31H264V0H260V3ZM251 16V17H252ZM245 22V21H244ZM224 45L226 44V43H223ZM228 46V44L227 45H225V51L226 50H234V49H236V48H234L233 46H232V44H229V46ZM211 49H213V47H211ZM259 49H262V50H264V46H263V48H259ZM141 54H139L138 52H136V54L134 55V57H136V58H138L139 59V57L138 56H140ZM259 55V54H258ZM222 57V56H221ZM258 57V56H257ZM263 57H264V55H263ZM164 58V57H163ZM261 58V57H260ZM239 59V58H238ZM241 59V58H240ZM159 60V59H158ZM261 60V59H260ZM159 61H162L161 59L159 60ZM159 61H156V62H158V64L157 65H159ZM163 61H167V60H164L163 59ZM210 61V60H209ZM238 61V60H237ZM170 64H171V66H172V62H170ZM170 66V67H171ZM127 68H128V65H127ZM156 70H158L159 72H161V71H163L161 68H159V67H156V68H154V72L156 71ZM133 72H136V74L135 75H137V76H139L138 75V73L140 74L141 72L139 71V70H133ZM130 76H131V73L129 72L128 73ZM143 74H146V72H143L141 75H142V77H141V75H140V78H142V79H145V77H144V75ZM174 74V73H173ZM149 79L150 78V74H149V76L148 77H146V79ZM145 79V81L144 82H146L147 83V80ZM176 80H177V82H178V79H177V77L175 78ZM150 82H151V80H150ZM175 83L174 85H173V93H177V94H188V92H190V91H193L194 90V85H193V83L192 84H189V85H191V87H187V88H184V86H185V84L183 85V86H181L179 83ZM188 85V86H189ZM146 85H143L142 87L144 88ZM144 93V90H143V92H142V94ZM139 99V98H138ZM194 120L197 122V118H194ZM77 174H79L80 176H85L86 175V177H88V175H87V173H85L84 171H81V172H78L77 171V173H76V175L75 176H77V177H79ZM37 180H39V181H41L42 182V179H39V178H37ZM38 181V182H39ZM54 192H56L55 190H53ZM80 191V190H79ZM90 191L88 190V191H86V188H82V191H80V192H76V193H73L74 195H71L70 194V197H67V198H63L62 196H61V194L62 195H64L63 193H60L59 194V196L60 197H62L61 199L62 200H64L65 202H67L69 205L71 204L72 205V207L73 208H75V210H73L74 212H75V215H76V217H77V214L76 213H81L83 216H85V217H87V216H89V215H91V213H92V206H91V203L92 204H95V202L93 203L92 201H91V199H89V196H88V193H89ZM29 198H30V196H29ZM56 199V201L57 200H61V199H58L57 197H55ZM98 200V198L96 197V201ZM54 213V212H53ZM19 219V218H18ZM56 219H58V220H60V221H63V222H66V221H68V222H70L71 223V221H69V219H67V217H66V215L65 214H63V215H59V216H57L56 217ZM21 241V240H20ZM22 242V241H21ZM64 250V248L62 249V251ZM62 253V252H61ZM69 254V253H68Z\"/></svg>", "mask_w": 264, "mask_h": 264}, {"label": "water", "instance_id": "6", "mask_svg": "<svg viewBox=\"0 0 264 264\" xmlns=\"http://www.w3.org/2000/svg\"><path fill=\"white\" fill-rule=\"evenodd\" d=\"M156 2V0H151L150 2H149V4L147 5V8L145 9V11L142 13V16H145V13L146 12H148L150 9H151V7L153 6V4ZM134 28V27H133ZM131 32H132V30H131ZM130 32V33H131ZM4 68H7V67H2V71L4 70ZM7 70H9L8 68H7ZM6 73H7V71H6ZM8 74V73H7ZM10 74V73H9ZM64 85H62L61 87H63ZM61 87L59 86V90L61 89ZM34 122V120L32 121V123ZM31 123V124H32ZM31 124L28 126V128L31 126ZM229 156V155H228ZM228 156L224 159V160H226L227 158H228ZM7 157H6V155H4L2 158H0V168H5L7 171H9V173H15V171L13 170V168L12 167H10L8 164H6L5 162H4V159H6ZM224 160H222L220 163H222ZM219 164V163H218ZM214 168V167H213ZM213 168H211L209 171H211ZM1 183L3 184V186H4V188H5V190H9V189H11V187H10V185H8L6 182H4V181H2L1 180ZM151 200H152V198H151ZM152 202V201H151ZM153 203V202H152ZM113 253H111V255H112ZM262 256V253L261 252H259L257 255H255L254 257H253V259H256L257 257L259 258V257H261ZM241 264H244V263H241Z\"/></svg>", "mask_w": 264, "mask_h": 264}]
</instances>
